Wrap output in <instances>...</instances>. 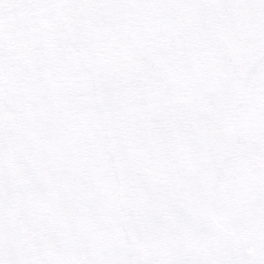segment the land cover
Here are the masks:
<instances>
[{"label":"snow or ice","instance_id":"6c2138e0","mask_svg":"<svg viewBox=\"0 0 264 264\" xmlns=\"http://www.w3.org/2000/svg\"><path fill=\"white\" fill-rule=\"evenodd\" d=\"M0 264H264V0H0Z\"/></svg>","mask_w":264,"mask_h":264}]
</instances>
